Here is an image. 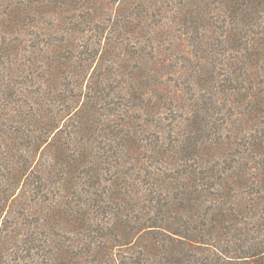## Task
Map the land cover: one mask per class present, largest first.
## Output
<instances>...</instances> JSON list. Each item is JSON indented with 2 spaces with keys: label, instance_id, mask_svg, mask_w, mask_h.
Instances as JSON below:
<instances>
[{
  "label": "rangeland",
  "instance_id": "374dc122",
  "mask_svg": "<svg viewBox=\"0 0 264 264\" xmlns=\"http://www.w3.org/2000/svg\"><path fill=\"white\" fill-rule=\"evenodd\" d=\"M260 188L264 0H0V264L210 260Z\"/></svg>",
  "mask_w": 264,
  "mask_h": 264
},
{
  "label": "trees",
  "instance_id": "16d2710c",
  "mask_svg": "<svg viewBox=\"0 0 264 264\" xmlns=\"http://www.w3.org/2000/svg\"><path fill=\"white\" fill-rule=\"evenodd\" d=\"M26 172V168L21 166L16 169L15 178H20L21 175ZM260 193V197L264 200V195L261 192V188L258 190ZM261 201H253L249 203L250 205H246L243 202L237 203V216L238 223L242 224H256V229L259 231V235L257 236V240L254 237H251L252 243H247L245 246L243 244L238 245V249L234 251H223L219 249L216 256L212 259L209 256L210 260H201L197 256H192L193 259H189L195 264H264V215L256 214L254 211L258 208V204ZM248 210L251 212L248 214ZM226 215L224 213L220 215H212L211 222L219 223ZM235 217V216H234ZM231 219V221L234 219ZM226 218V217H225ZM230 218V217H229ZM261 235V236H260ZM260 236V237H259ZM196 249V247H192ZM230 252V253H229ZM181 264V263H180Z\"/></svg>",
  "mask_w": 264,
  "mask_h": 264
}]
</instances>
